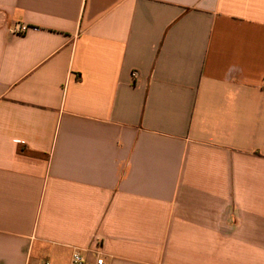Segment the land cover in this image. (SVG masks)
Segmentation results:
<instances>
[{"label":"crops","instance_id":"obj_1","mask_svg":"<svg viewBox=\"0 0 264 264\" xmlns=\"http://www.w3.org/2000/svg\"><path fill=\"white\" fill-rule=\"evenodd\" d=\"M74 248L264 264V0H0V264Z\"/></svg>","mask_w":264,"mask_h":264},{"label":"built area","instance_id":"obj_2","mask_svg":"<svg viewBox=\"0 0 264 264\" xmlns=\"http://www.w3.org/2000/svg\"><path fill=\"white\" fill-rule=\"evenodd\" d=\"M25 26L19 27L16 32H24L26 31ZM132 78L133 81L136 83V81L139 78V72L137 70H134L132 72ZM69 264H107L105 261V258L99 251H95L91 255L88 254V251L81 248H74L70 263Z\"/></svg>","mask_w":264,"mask_h":264}]
</instances>
